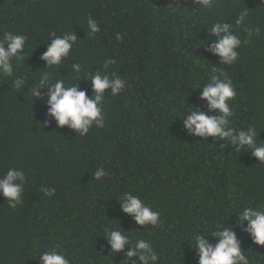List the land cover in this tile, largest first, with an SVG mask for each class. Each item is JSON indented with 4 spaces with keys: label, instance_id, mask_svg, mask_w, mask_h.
<instances>
[{
    "label": "trees",
    "instance_id": "obj_1",
    "mask_svg": "<svg viewBox=\"0 0 264 264\" xmlns=\"http://www.w3.org/2000/svg\"><path fill=\"white\" fill-rule=\"evenodd\" d=\"M244 9L249 14L236 27ZM89 18L100 28L92 35ZM219 20L232 23L242 40L231 66L203 46ZM245 26L260 31L249 38ZM7 31L28 39L14 75H0V179L17 168L26 183L15 208L0 193V264H41L37 256L55 245L71 264H123L124 253L112 254L104 237L109 228L148 240L157 264H198L194 235L227 224L249 264H264V245L236 226L234 212L264 206V164L230 140L189 134L182 119L192 104L208 111L195 88L223 70L237 92L229 101L232 126L254 125L257 142L264 141V0H214L211 9L196 0H0V39ZM53 32H75L77 42L59 66L46 68L41 55ZM109 58L116 64L108 71L125 88L115 97L110 87L101 94L103 127L82 136L47 115L46 97L31 99L42 72L75 83L73 63L83 76L103 72ZM16 77L25 78L22 89L13 86ZM78 83L92 95L88 80ZM98 168L107 173L100 180ZM45 187L55 194L45 195ZM127 191L159 211L162 222L141 226L125 214L118 200Z\"/></svg>",
    "mask_w": 264,
    "mask_h": 264
},
{
    "label": "clouds",
    "instance_id": "obj_2",
    "mask_svg": "<svg viewBox=\"0 0 264 264\" xmlns=\"http://www.w3.org/2000/svg\"><path fill=\"white\" fill-rule=\"evenodd\" d=\"M201 9H211L214 0H196ZM248 10L244 9L235 19V26L244 24L248 16ZM89 35L100 31L97 22L89 18ZM210 35L203 45L211 54L218 56L222 65L231 66L238 61L242 40L236 34L234 25L219 20L207 28ZM244 31L250 38L254 33L258 34V27L245 26ZM50 43L47 50L41 55L45 61L46 68L59 66L67 58L77 42L75 32H65L61 35L50 34ZM117 33V39H121ZM27 36L14 34L10 31L4 32L0 39V75L12 77L15 67L13 61L17 63L24 59V49ZM248 40L243 43H248ZM116 60L109 58L104 62V70L101 72H87L80 76L82 71L79 63H73L72 68L77 74V82L66 84L64 79L57 78L53 82L51 72H42L38 84L30 90L31 99H43L46 97L47 115L54 118L58 126L67 125L69 128L79 130L80 135L89 132L93 125L103 127L105 122L104 101L101 94L105 89L111 88V96L119 95L125 88V80L115 72H109L110 65H115ZM84 78L91 84L93 93L88 95L86 90H82L78 81ZM24 77H16L13 86L22 89L26 85ZM200 99L206 101L208 111H201L197 105L183 113V129L191 135L207 139L208 137L219 138V140H230L235 150H251L252 155L264 164V141L257 142V130L254 125L245 128H235L232 126V117L235 115L233 107L229 101L236 95V88L226 71L212 75L207 83L201 82L195 89H201ZM47 89L46 92L42 91ZM211 113V114H210ZM49 123V121H45ZM224 146L221 145V148ZM103 168H98L94 177L97 180L106 175ZM26 183V176L23 170L9 168L0 179V193L7 199L10 207L15 208L22 203L21 194ZM41 191L51 197L55 194L54 188H42ZM121 210L131 215L138 225L158 226L161 213L153 210V207L145 203L139 195L133 191H127L120 195ZM237 214L236 226L243 227L253 243L264 245V206H243L234 211ZM216 225L211 234L198 232L194 235V245H192L198 264H249L248 256L242 249L241 241L237 236L234 226ZM122 228H109L105 230L104 237L110 246L111 253H124L123 264L131 261V264H157L158 256L152 244L141 237L131 239L127 231ZM218 238L213 242L208 237ZM127 246V251H125ZM41 264H71L67 255L60 250L59 245L52 246L48 250L40 252L37 256ZM135 258V259H133Z\"/></svg>",
    "mask_w": 264,
    "mask_h": 264
}]
</instances>
